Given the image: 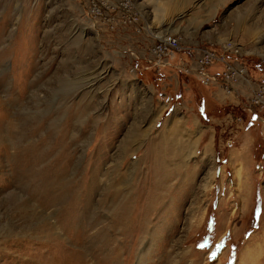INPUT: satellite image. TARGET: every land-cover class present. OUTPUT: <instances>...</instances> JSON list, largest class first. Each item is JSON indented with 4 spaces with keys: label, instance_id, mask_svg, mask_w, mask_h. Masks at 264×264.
<instances>
[{
    "label": "rangeland",
    "instance_id": "374dc122",
    "mask_svg": "<svg viewBox=\"0 0 264 264\" xmlns=\"http://www.w3.org/2000/svg\"><path fill=\"white\" fill-rule=\"evenodd\" d=\"M122 1L0 0V264H264V0Z\"/></svg>",
    "mask_w": 264,
    "mask_h": 264
},
{
    "label": "built area",
    "instance_id": "2783aa9c",
    "mask_svg": "<svg viewBox=\"0 0 264 264\" xmlns=\"http://www.w3.org/2000/svg\"><path fill=\"white\" fill-rule=\"evenodd\" d=\"M118 6L123 10L128 9L130 6L129 1L124 0ZM223 48V54L217 55L215 51L208 48H203L199 49L197 55H195L193 71L195 75L200 78V81L203 85L209 86L218 81V83L220 82L222 83V86L226 87V82L235 81L238 77H241V75L244 74V69L241 67L240 63L237 61H231L225 56L226 51L230 50L231 48L226 46ZM181 49V41L179 38L175 35L169 34L158 38L150 46L148 55L157 63L168 64ZM232 53L236 54L237 52ZM215 64H220L221 66L223 65L222 72L216 75H211L210 69ZM218 78L220 80H218Z\"/></svg>",
    "mask_w": 264,
    "mask_h": 264
}]
</instances>
